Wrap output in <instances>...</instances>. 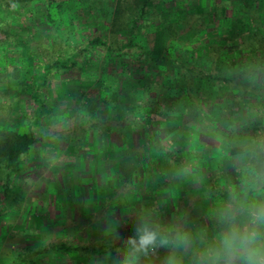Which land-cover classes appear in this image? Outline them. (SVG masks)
<instances>
[{
    "label": "rangeland",
    "instance_id": "rangeland-1",
    "mask_svg": "<svg viewBox=\"0 0 264 264\" xmlns=\"http://www.w3.org/2000/svg\"><path fill=\"white\" fill-rule=\"evenodd\" d=\"M231 1L229 14H233L234 21L237 12L247 18L248 12L239 1ZM88 2L66 0L68 26L61 31L72 44L78 45L86 35L97 33L105 26L98 16L104 13L102 8L108 3L104 6L95 3L91 8ZM212 2L166 0V7L178 14L194 13L197 6L206 8ZM27 7L17 10L14 6L7 17L10 28L27 35L32 49L37 50L38 45L47 43L52 28L44 17L43 7L36 13ZM108 19L107 15L105 20ZM70 20L75 22V34L68 24ZM0 36L3 38L4 34ZM226 44L236 46L233 39L229 43L226 40ZM13 54L7 59L6 68L0 60V73L7 69L11 74L17 63L20 66L19 53ZM133 57L129 54L125 59L131 61ZM79 60L80 66L62 71L43 87L54 107L52 131L60 134L44 142V154L37 149L17 179L20 184L15 189L23 201L13 202L10 211L0 216V264L21 245L39 246L54 241L96 245L133 243L129 248L118 246L112 251L99 252L94 256L95 264H169V260L175 264H205L207 260L201 254L196 253V259L181 246L156 241L144 250L139 249L136 240L145 232H153L159 224L178 226L185 217L196 227L204 225V221L208 222L205 217L210 194L216 197L226 190L235 199L238 194L239 200L242 196L245 201L264 191L261 188L264 182L260 180L256 181L259 188H252L256 183L247 186L250 179L255 180L247 174L251 165L247 152L252 149L255 153L264 152V122L257 134L252 135L254 119L261 116L264 120V103L251 106L249 102L256 97L254 91L241 88L242 92H238L222 85L219 79L214 82L217 85L206 83L207 91L191 102L188 92L178 87L177 69L162 64L158 71H151L162 78V86L156 88L161 94L158 102L162 121L147 120L145 128L135 136L133 127H128L121 137L113 133L109 142L104 136L101 144L106 153L97 155L96 131L85 133L82 129L96 116V80L102 78L101 60L94 51L85 52ZM41 65L40 62L38 67ZM262 71L257 70L253 77L254 89L264 86ZM115 74L118 73L114 71ZM9 85L12 91L18 90L17 80L10 77ZM220 91L224 92L222 97L216 94ZM20 95L10 119V126L15 128L25 126L22 119L34 107L28 91ZM232 97L240 98V103L233 107ZM150 98L145 89L137 87L135 91L128 90L118 106L122 109L125 102L128 106L137 101L144 110L140 116L144 119L151 108ZM233 135H248L252 139L245 153L229 154ZM241 179L242 184L238 182ZM242 185L245 191L241 192ZM235 208L231 210L228 205L223 211L231 215ZM25 227L32 232L25 234ZM31 264L92 263L85 256H69L50 247L44 258Z\"/></svg>",
    "mask_w": 264,
    "mask_h": 264
},
{
    "label": "trees",
    "instance_id": "trees-1",
    "mask_svg": "<svg viewBox=\"0 0 264 264\" xmlns=\"http://www.w3.org/2000/svg\"><path fill=\"white\" fill-rule=\"evenodd\" d=\"M88 1L91 8L95 3L98 6L108 3L107 7L102 8L104 13L98 16L100 20L105 21V26L97 33L86 35L83 43L77 45L72 44L68 37H63L61 31L63 27L68 26L65 22V12L69 8L66 6V0H0V33L4 34L3 38L0 36V60L6 64V68L7 59L11 58V55L14 56L13 53L18 52L20 57L18 60L20 66L17 63L11 74L6 72L7 69L0 73V216L10 211L13 202L23 201L15 186L20 184L17 179L23 174L29 159L37 149L44 154V142L53 135L60 134L52 131L51 125L55 121L54 107L48 96L43 93V87L62 71L80 66L82 61L79 60V56L85 52L94 51L101 60L102 78L96 80V116L82 129L85 133L96 131L97 155L106 153L101 144L104 136L109 142L113 133L121 137L128 127L134 128L135 136L145 128L147 120H157V123L162 121L160 120L162 110L158 102L161 94L156 89L162 86V78L151 72L158 71L162 64L177 69L178 87L188 92L191 102L193 98L207 91L206 83L217 85L218 83L214 82L219 79L222 85L238 92H242L241 88H245V91L246 89L254 91L256 97L249 102L251 106L255 103H264V86L261 84L254 89L253 79L257 70L263 69L264 72V0H238L242 9L248 12V16L246 18L237 12L235 21L233 14H229L231 0H214L211 6L206 8L197 6L196 12L184 14L168 10L166 0ZM27 5L33 13L43 7L44 17L52 28L47 43L40 47L38 45L37 50L32 49V41L27 35L23 36L10 28L7 17L14 6L19 10L25 9ZM238 7L240 6L236 8ZM53 9H56L55 14ZM107 15L109 19L106 21ZM68 24L74 29L75 34V22L70 20ZM210 28L211 34L207 33ZM232 39L236 46L226 44V40L229 43ZM129 54L134 57L131 61H126L125 56ZM40 62L42 67H38ZM114 71L118 74L113 75ZM10 77L17 80L18 90L10 89ZM137 87L145 89L151 97V108L144 119L140 117L144 110L137 101L128 106L125 102L122 109L118 106L121 97L128 90L135 91ZM23 91H28L34 101V107L27 111L22 119L25 120V126L15 128L10 126V119L12 112L16 110L14 103L19 102L20 92ZM223 93L220 91L216 94L220 97ZM239 99L232 97L234 102L231 106L240 103ZM263 122L261 116L254 119L252 135L255 136L258 129L263 127ZM230 140L231 155L245 153L246 145L252 142L248 135H233ZM247 155L251 164L247 167V174L255 179L253 181L250 179L247 186L256 183L257 180L263 183L264 152L255 153L252 149ZM238 182L243 183L242 179ZM252 188L256 189L259 186L256 183ZM217 195L220 196V200L221 198L225 200L231 210L237 207V199L230 195V192L224 190ZM254 199H257L258 214L260 207L264 206V191L257 192ZM243 200L244 198L241 199ZM245 200L248 201L249 197ZM46 203L48 204V201ZM250 210L251 207H240V212L232 214L233 218L229 217V220L225 221L215 218V213L211 216V208H208L205 217L208 222L204 221V225L200 227H196L185 217L178 226L174 224L168 227L162 223L153 232L156 233V241H167L172 246H181L194 258L195 255L201 254L202 259L206 260L207 257L204 255L206 248L222 249V242H217L213 236L219 233L226 235L232 226L238 227L235 219L249 217ZM239 213L241 216L237 217ZM245 223L247 228L256 230L258 241H264V226L258 223L254 225L253 220L248 219ZM238 228L243 231L245 227ZM24 232L28 234L32 231L25 227ZM141 237L136 242H139ZM118 246L119 249L129 248L133 243L126 241L110 245L104 242L96 245L54 241L42 242L39 246L27 243L10 253L4 264L38 262L48 254L50 247L69 256H85L93 263L96 254L112 251ZM146 263H149L147 259Z\"/></svg>",
    "mask_w": 264,
    "mask_h": 264
},
{
    "label": "clouds",
    "instance_id": "clouds-1",
    "mask_svg": "<svg viewBox=\"0 0 264 264\" xmlns=\"http://www.w3.org/2000/svg\"><path fill=\"white\" fill-rule=\"evenodd\" d=\"M264 226V206H261L258 214L253 217V224ZM156 243L155 232H145L140 238L139 249L147 250ZM166 244L167 241H161ZM211 264H264V241H258L257 232L254 228H244L243 231L236 226L229 229L227 235L222 238V249L209 250L207 253ZM169 264H175L169 260Z\"/></svg>",
    "mask_w": 264,
    "mask_h": 264
},
{
    "label": "crops",
    "instance_id": "crops-1",
    "mask_svg": "<svg viewBox=\"0 0 264 264\" xmlns=\"http://www.w3.org/2000/svg\"><path fill=\"white\" fill-rule=\"evenodd\" d=\"M240 187V186H239ZM255 189V188H254ZM253 189V190H254ZM242 190H243V188H241L240 187V191L242 192ZM243 191H245V190H243ZM251 191H252V189H251ZM228 192H230V191H228ZM254 192V191H253ZM209 196V198H207L208 199V204L206 205V210H207V212H208V208H211V216H213L214 215V213H215V218H219L218 220H225L226 221V219H228L229 220V217L231 218H233V215L232 214H236V212H240L239 211V209H240V207L241 208H244V207H247V208H250L251 207V213H250V216L249 217H245V219H243V218H236L235 220V223H236V225L238 226V227H246L245 226V222L247 221V219L248 220H253V217H254V215L255 214H257V210H256V202H257V199H254V195H253V197H251V199H249L248 201L247 200H243V201H240L241 199H243V197L241 196L240 197V200H239V195L237 194V197H236V203L238 204L237 205V207L235 208V213H233V212H230L231 213V215H228L227 216V212L226 213H224V211H223V207H225L226 208V206L228 207V204L227 203H225V200H223L222 198H221V200H220V196H217L216 195V197L215 196H211V194L210 195H208ZM221 209H222V212H221ZM219 211V212H218ZM220 212H221V215H220ZM224 214V215H223ZM252 214V215H251ZM237 217L238 216H241V214L239 213V214H237L236 215ZM235 216V217H236ZM212 218V217H211ZM233 224V223H232ZM222 234V235H221ZM219 233L218 235H215V236H213V237H216V239H217V242L218 241H221L222 242V238L225 236V234L224 233ZM228 233H226V235H227ZM212 237V238H213ZM210 245V244H209ZM208 245V246H209ZM213 245V244H212ZM210 249H212L213 250V247L212 248H210ZM215 250H217V249H215ZM209 252V248H206V250H205V253H204V255H206V257H207V262L205 263V264H211V259L209 258V256L207 255V253ZM92 264H95L94 262L92 263ZM220 264H223V260L221 259V261H220Z\"/></svg>",
    "mask_w": 264,
    "mask_h": 264
}]
</instances>
